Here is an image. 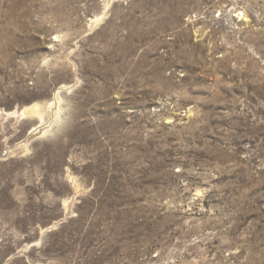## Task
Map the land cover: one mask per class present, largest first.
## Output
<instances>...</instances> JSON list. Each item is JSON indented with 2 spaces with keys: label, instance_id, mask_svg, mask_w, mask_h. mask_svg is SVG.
Instances as JSON below:
<instances>
[{
  "label": "rangeland",
  "instance_id": "rangeland-1",
  "mask_svg": "<svg viewBox=\"0 0 264 264\" xmlns=\"http://www.w3.org/2000/svg\"><path fill=\"white\" fill-rule=\"evenodd\" d=\"M0 156V264H264V0H0Z\"/></svg>",
  "mask_w": 264,
  "mask_h": 264
},
{
  "label": "bare ground",
  "instance_id": "bare-ground-1",
  "mask_svg": "<svg viewBox=\"0 0 264 264\" xmlns=\"http://www.w3.org/2000/svg\"><path fill=\"white\" fill-rule=\"evenodd\" d=\"M240 15H242V14H239V16ZM55 99H57V101H55L57 103H53L51 105L49 103V104H47V106L42 105L40 103H36V104H34L32 106L25 107L24 109H22L18 113L17 112L9 113L7 116H13V115L17 114L18 115L17 117H19V119H29V118H34L35 119V118H38L44 123L46 121V117H47L46 116L47 115V110L48 109H54L53 105H57V107L59 108V111H60V112H57V120L59 121L60 117H61L60 114H61V111L63 109V107L61 105V102H62L61 94L59 93L58 96H56ZM48 131L49 130H46L44 133L47 134Z\"/></svg>",
  "mask_w": 264,
  "mask_h": 264
},
{
  "label": "water",
  "instance_id": "water-1",
  "mask_svg": "<svg viewBox=\"0 0 264 264\" xmlns=\"http://www.w3.org/2000/svg\"><path fill=\"white\" fill-rule=\"evenodd\" d=\"M3 157V156H0V158ZM5 157V156H4Z\"/></svg>",
  "mask_w": 264,
  "mask_h": 264
}]
</instances>
